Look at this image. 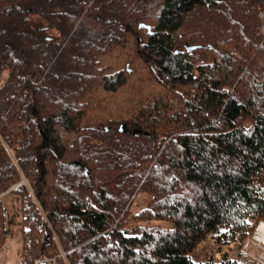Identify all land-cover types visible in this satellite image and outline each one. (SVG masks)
Returning <instances> with one entry per match:
<instances>
[{"label": "trees", "instance_id": "1", "mask_svg": "<svg viewBox=\"0 0 264 264\" xmlns=\"http://www.w3.org/2000/svg\"><path fill=\"white\" fill-rule=\"evenodd\" d=\"M1 74L18 264H203L264 223V0H0Z\"/></svg>", "mask_w": 264, "mask_h": 264}, {"label": "rangeland", "instance_id": "2", "mask_svg": "<svg viewBox=\"0 0 264 264\" xmlns=\"http://www.w3.org/2000/svg\"><path fill=\"white\" fill-rule=\"evenodd\" d=\"M127 58L119 57L118 65H121ZM4 80L3 75H0V83ZM142 75L139 73L132 81L130 87L125 88L119 94L108 99L109 103L107 106L111 109L112 113L118 115L123 113L128 100L134 98L136 93H145ZM125 111V110H124ZM145 203V197L139 196L134 202L133 209L137 211L142 208ZM258 227V226H257ZM251 233L248 238L252 236ZM260 234V233H259ZM261 235V234H260ZM219 234H210L204 241H202L191 254V260L196 263H218L221 259L226 257L229 260H244L247 264V253L251 255L257 254V249L251 244L245 245V239L243 242L236 237L235 239H223L219 238ZM18 242L15 238H9L6 245L0 251V264H18L17 250Z\"/></svg>", "mask_w": 264, "mask_h": 264}, {"label": "built area", "instance_id": "3", "mask_svg": "<svg viewBox=\"0 0 264 264\" xmlns=\"http://www.w3.org/2000/svg\"><path fill=\"white\" fill-rule=\"evenodd\" d=\"M260 224L253 232L252 236L245 241V245L251 244L255 249H257V254L251 255L247 253V261L248 264H264V236H261L258 232ZM237 260V259H235ZM44 262L45 264H56V262L52 260L41 259L35 262V264H40Z\"/></svg>", "mask_w": 264, "mask_h": 264}, {"label": "water", "instance_id": "4", "mask_svg": "<svg viewBox=\"0 0 264 264\" xmlns=\"http://www.w3.org/2000/svg\"><path fill=\"white\" fill-rule=\"evenodd\" d=\"M110 129H111V127H106V128H105V131H108V130H110ZM118 131L121 132V133L124 132V131H125L124 125H120L119 128H118ZM82 171H83V174H84L86 177H90L89 172H88V169H87L86 166H83V167H82ZM40 264H45V263H44V262H41Z\"/></svg>", "mask_w": 264, "mask_h": 264}, {"label": "bare ground", "instance_id": "5", "mask_svg": "<svg viewBox=\"0 0 264 264\" xmlns=\"http://www.w3.org/2000/svg\"><path fill=\"white\" fill-rule=\"evenodd\" d=\"M258 232L261 234V236H264V223L260 224Z\"/></svg>", "mask_w": 264, "mask_h": 264}]
</instances>
